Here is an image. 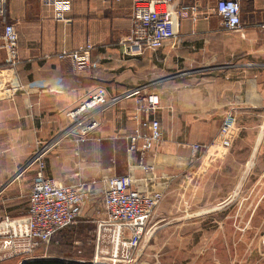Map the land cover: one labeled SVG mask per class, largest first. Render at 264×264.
Masks as SVG:
<instances>
[{"label":"crops","instance_id":"crops-1","mask_svg":"<svg viewBox=\"0 0 264 264\" xmlns=\"http://www.w3.org/2000/svg\"><path fill=\"white\" fill-rule=\"evenodd\" d=\"M51 1L7 0L6 18L0 17V219L28 213L40 167L23 169L48 145L43 174L60 183L116 174L112 165L117 163L124 173L125 135L140 123L137 98H125L105 112L102 130L88 141L61 138L70 127L67 112L98 87L113 96L137 88L160 96L155 118L164 132L161 151L171 158L169 167L195 157V145H210L196 164L175 171L178 179L164 199L170 202L164 216L183 214V227L192 230L229 208L264 213V0H238L239 32L225 29L217 13L220 0H178L179 34L156 52L130 47L132 0H71L67 22L54 19ZM5 24H13L19 34L17 67L7 65ZM88 44L93 50L85 72L50 57ZM18 83L48 86L32 96L29 108L21 95L9 98L1 92ZM231 110L238 125L221 136ZM240 146L248 151L243 161L237 153L232 156ZM251 225L249 220L246 229ZM192 239L189 233L185 240Z\"/></svg>","mask_w":264,"mask_h":264},{"label":"built area","instance_id":"built-area-1","mask_svg":"<svg viewBox=\"0 0 264 264\" xmlns=\"http://www.w3.org/2000/svg\"><path fill=\"white\" fill-rule=\"evenodd\" d=\"M6 2L0 0V17L3 19L6 18ZM70 2L51 1L56 21L67 22ZM196 13L197 9L193 8V21L197 20ZM217 13L228 32L242 30L238 0H220ZM181 18L178 0H132L130 47L138 52L161 50L178 36ZM2 39L7 65L17 67L20 63L19 34L13 24H5ZM92 50L93 46L88 44L76 51H63L50 57L60 62L69 61L75 72L82 73L91 66ZM47 86L18 83L1 92L9 98L21 95L32 108V96ZM128 97L137 98L136 112L140 123L125 135L128 143L126 174L118 177L102 175L74 184L60 183L43 174L50 145L45 147L34 158L33 164L39 165L40 172L30 195L28 213L20 218L7 215L0 219V263L36 259L38 251L43 249L46 253L61 231L85 220L94 226L92 264H140L148 224L178 179L175 171L185 172L188 166L196 164L210 145H195V157L185 164L169 167L171 158L161 151L165 143L164 132L155 118L161 109V99L145 88L118 96L111 95L103 87L93 89L67 112L70 127L62 134V139L88 141L103 127V114ZM237 125L235 111L227 112L220 135H227ZM217 142L218 139L214 140L212 145Z\"/></svg>","mask_w":264,"mask_h":264},{"label":"rangeland","instance_id":"rangeland-1","mask_svg":"<svg viewBox=\"0 0 264 264\" xmlns=\"http://www.w3.org/2000/svg\"><path fill=\"white\" fill-rule=\"evenodd\" d=\"M247 152L246 147L240 146L232 156L237 153L235 157L243 161L247 159ZM112 168L116 174L102 175L118 177L126 174L127 166L124 173L119 163L113 164ZM80 181L77 178L65 183L74 184ZM169 204L170 202L164 200L148 224L140 264H264V213L248 215L236 213L235 209L229 208L222 213L209 215L196 229L188 230L180 220L183 219V214H162L164 206ZM186 205L191 206L190 203ZM249 220H252V228L246 229ZM214 221L220 224L214 225ZM222 222L224 226L221 227ZM93 230V224L85 220L79 221L59 233L46 253L43 249L38 251L36 259L58 258L77 262L87 260L86 262L91 263L92 247H79L92 240ZM189 233L193 239L186 242ZM217 238L220 241L215 244Z\"/></svg>","mask_w":264,"mask_h":264},{"label":"trees","instance_id":"trees-1","mask_svg":"<svg viewBox=\"0 0 264 264\" xmlns=\"http://www.w3.org/2000/svg\"><path fill=\"white\" fill-rule=\"evenodd\" d=\"M67 228H69V227H67ZM63 231H61V232H63ZM88 242L89 243H86L83 247H79V248L83 249V248H86L88 246L92 247V258H93V255H94V240H93V238L91 241H88ZM18 260H22V259H18ZM86 261L77 262V261H68V260L58 259V258H54V259L53 258L52 259L46 258V259H34V260H30V261H25L23 264H91V263H88Z\"/></svg>","mask_w":264,"mask_h":264},{"label":"water","instance_id":"water-1","mask_svg":"<svg viewBox=\"0 0 264 264\" xmlns=\"http://www.w3.org/2000/svg\"><path fill=\"white\" fill-rule=\"evenodd\" d=\"M34 162V159L23 169V171H25L26 169H28ZM21 171V173L23 172Z\"/></svg>","mask_w":264,"mask_h":264}]
</instances>
